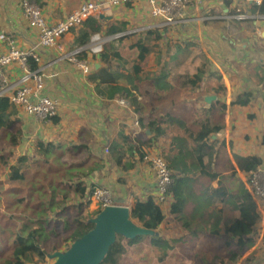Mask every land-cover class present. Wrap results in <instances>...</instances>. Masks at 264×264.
Returning a JSON list of instances; mask_svg holds the SVG:
<instances>
[{"label":"crops","instance_id":"crops-1","mask_svg":"<svg viewBox=\"0 0 264 264\" xmlns=\"http://www.w3.org/2000/svg\"><path fill=\"white\" fill-rule=\"evenodd\" d=\"M23 1L0 0V32L10 35L18 48L30 50L38 44L39 33L30 25L24 13ZM28 1L41 9L49 26H55L64 22L82 4L103 0ZM194 1L202 13L200 20L195 18L192 3L183 22L157 28L167 26V35L164 38L166 42L169 37L177 41H195L200 44L212 64L209 69L212 79L203 87V91H198L197 95H181L176 98L175 103H171L169 96L168 99L158 98L148 85L136 82L132 86H135L141 96L139 98L144 103V113L135 111L131 104L118 103L121 98L128 100L123 85L111 86L102 96L96 92L95 83L91 82L89 75L101 68L102 64L92 53L96 44L94 39L98 37L102 46L112 39L105 33L110 24L123 23L126 33H138L155 28L162 22L161 18H151L150 5L145 0L120 5L91 15L97 16L104 26L102 32L95 35L89 45L75 49L76 31L82 23L60 37L67 52H75L76 59H79L77 55L81 51L87 52L85 60L80 61L88 62V73L82 72L54 48L39 46V66L45 78V93L59 102V112L55 116L58 121L38 122L17 108L23 117L25 131L20 146L22 143L28 144V136L31 140L41 137L48 142L53 141L65 149L85 145L95 158L104 160L103 168L89 177L87 182L108 188L115 205L131 210L137 201L155 198L157 185L148 165L141 159L140 154L128 150L130 145L121 139L122 136H131L134 140L143 141L152 139L150 145L144 147L145 152H156L166 157L178 154V147L172 140L173 136H178L182 138L186 148L185 162L195 172L184 188L183 208L190 230L200 233L199 239L191 242L193 260L198 262L197 264H241L245 257L256 251L257 259L264 264L263 219L255 235L256 241L252 245H227L224 239L215 234L224 221H232L235 216L238 209L237 194L232 192L224 198L222 204L215 203L214 199L220 188L219 179H213L204 173L214 171L217 151L221 145L236 170L248 157L261 158V166L264 167V20L256 21L253 18L256 15L253 14L255 5L244 0ZM237 10L252 18L233 19L232 15ZM216 37L219 39L216 40ZM175 53V47H171L165 58L169 59ZM147 69L150 72L157 69L154 57L149 59ZM9 75L16 80L21 76V71L13 66ZM220 76L226 88L224 95H219L213 90L218 85ZM244 92L252 94V102L246 106L231 105V102ZM170 96L173 97L172 94ZM211 96L214 99L206 101V98ZM217 101L226 103L224 114H221L219 106L215 104ZM151 119L162 120L158 121L159 128H162L161 134L154 135L149 127ZM204 120H210L213 125L220 121L225 122V127L206 141L193 140L186 134L185 125L200 129V123ZM114 150L126 153L120 163L114 155ZM13 151L15 150L11 151L12 154ZM238 174L241 177V172L238 171ZM165 204L166 219L176 227L171 234H175L179 229L180 235H167L168 228L164 227V223L158 232H149L145 236L157 234L168 239L183 236L184 232L179 224L170 216V197H167ZM100 206L92 198L90 212L96 211ZM233 254L240 257L237 263L231 259ZM134 258L138 259L137 256ZM48 261L50 262L49 259Z\"/></svg>","mask_w":264,"mask_h":264},{"label":"trees","instance_id":"trees-1","mask_svg":"<svg viewBox=\"0 0 264 264\" xmlns=\"http://www.w3.org/2000/svg\"><path fill=\"white\" fill-rule=\"evenodd\" d=\"M253 12L264 15V0L261 5L253 8ZM103 26L97 16H91L82 22L78 30L74 28L77 30L75 49L89 45L93 37L102 32ZM166 29L167 26H164L126 33L123 23L108 25L105 33L112 39L103 44L102 50L94 55L102 67L89 75L91 82L95 83L96 92L102 96L111 86L123 85L129 103L135 111L144 113V103L135 86H132L136 82L148 85L158 98L168 99L169 96L171 103H175L176 98L181 95H197L198 91H203V87L212 79L209 73L212 64L205 52L195 41H177L168 37L166 42ZM171 47H175L176 53L166 59L165 55ZM86 54V51H81L77 56L79 60H85ZM151 57L156 61L157 69L154 72L147 69ZM29 65L33 70L39 68V64L33 59L29 60ZM213 90L219 95L226 94L222 76ZM165 95L167 96L164 97ZM252 100V94L244 92L231 105L246 106ZM215 104L219 106L221 114L226 112V103L217 101ZM22 119L20 111L9 98L0 96V138L9 147L15 148L22 142L25 132ZM52 121L57 122V117L52 118ZM158 121L162 120L151 119L149 123L154 135L162 133ZM185 126L190 138L206 141L224 129L225 122L213 125L210 120H204L200 123V129ZM121 139L129 143L130 152L135 151L144 160V147L149 146L152 139L134 140L131 136H122ZM172 140L179 151L177 155L165 157L172 175L167 194L171 198L169 213L184 232L183 236L168 239L157 234L138 235L132 239L117 234L115 242L99 264H139L138 260L140 264L193 263L191 242L198 240L200 233L190 230L183 208L184 188L195 172L185 162L187 153L182 138L173 136ZM32 143L35 159L26 155L19 156L18 164H10L6 182L0 183V264H46L50 256L57 254L62 248L69 249L74 242L92 230L95 227L93 216H98L105 209L101 205L96 211H89L94 192L100 187L87 182L89 177L103 168V159L95 158L83 144L77 148L65 149L41 137L33 138ZM262 144L264 145V137ZM8 154L11 155L5 157L0 154V160L7 162L12 152ZM114 155L120 163L126 153L114 150ZM260 165L261 158L248 157L236 170L221 145L217 151L214 171H204L211 178L219 179L220 188L214 199L215 203L222 204L224 198L232 192L237 194L238 209L235 216L232 221H224L215 231L227 245L245 247L256 241L255 235L260 228L262 216L238 171L248 175ZM130 218L140 227L149 230L150 234L158 232L166 221L163 205L153 197L137 201L131 208ZM144 238L150 239V242L145 241L144 246L139 248L138 243ZM188 238L192 240H187ZM184 250L189 255L187 260H183ZM128 258L134 259L127 263ZM239 258L238 254H233L231 259L237 263ZM241 264L261 263L254 251Z\"/></svg>","mask_w":264,"mask_h":264},{"label":"built area","instance_id":"built-area-1","mask_svg":"<svg viewBox=\"0 0 264 264\" xmlns=\"http://www.w3.org/2000/svg\"><path fill=\"white\" fill-rule=\"evenodd\" d=\"M139 0H103L98 2L88 1L82 4L77 10L72 12L62 23L55 26H49L42 14L41 9L34 3L24 0L23 8L30 25L39 33V42L30 50L18 48L12 37L0 32V96H7L10 102L21 110L22 113L31 116L38 122H51L59 112V102L45 93V78L42 68L33 70L29 65V60L33 59L38 64L41 63L39 46L54 48L70 62L75 64L82 72H89L87 61L76 59L75 52H67L66 47L60 42V37L71 28L81 24L92 14L103 13L111 8L120 5L136 3ZM150 5L149 14L151 18H161L155 28L162 25H176L185 20L190 0H145ZM254 4L261 5L263 0H244ZM196 4V2H195ZM233 19L252 18L237 10L232 15ZM256 21L264 20V15H254ZM153 26V24H152ZM151 26V27H152ZM95 46L92 53L98 54L102 50V41L99 43L98 37L95 39ZM204 49V48H203ZM17 67L21 71V76L14 80L9 75L12 67ZM121 105H129L125 98L118 100ZM144 162L149 164L155 177L157 191L155 201L164 205L167 201L168 190L172 182L171 170L167 160L160 153L151 154L146 152ZM241 178L248 188L252 198L256 202L264 222V167L257 166L256 169L249 172L248 175L241 173ZM93 199L104 208L114 206L112 193L108 188H97ZM264 231V225L262 226Z\"/></svg>","mask_w":264,"mask_h":264},{"label":"water","instance_id":"water-1","mask_svg":"<svg viewBox=\"0 0 264 264\" xmlns=\"http://www.w3.org/2000/svg\"><path fill=\"white\" fill-rule=\"evenodd\" d=\"M214 97L206 98L211 101ZM130 209L114 205L106 207L95 221V227L64 252H58L53 264H99L115 242L117 234L129 238L146 235L149 230L138 226L130 218Z\"/></svg>","mask_w":264,"mask_h":264},{"label":"rangeland","instance_id":"rangeland-1","mask_svg":"<svg viewBox=\"0 0 264 264\" xmlns=\"http://www.w3.org/2000/svg\"><path fill=\"white\" fill-rule=\"evenodd\" d=\"M193 3V5H194V8H195V14H196V19L197 20H200L201 19V17H202V13H201V10H200V7L198 6V7H196V5H195V1L194 0H190V4H189V6H188V8L190 7V5ZM187 11H188V9H187ZM194 14V15H195ZM186 15V14H185ZM217 35V34H216ZM198 38H199V36H198ZM200 39V38H199ZM219 38L218 37H216V40H218ZM218 44V43H217ZM0 137H2V135H1V132H0ZM28 139H29V141H28ZM31 140V138H30V136H28V138H27V141H28V144L26 145L25 143H22V145H23V147H21L20 146V143H19V145L17 146V147H15V148H13V147H9L8 145H6L5 143H3L2 141H1V138H0V144H4V145H0V154H3L5 157L7 156V155H11V154H8V153H10L12 150H15V151H13V154H12V157L10 158H7V162H3V159H1L0 160V183H4V182H6L5 180L7 179V177H8V173H9V166H10V164L12 163V162H15V160H17L14 164H18V157L19 156H21L22 155V153H23V155H26V156H28L30 159H32V160H34L35 159V157H36V155L34 156V152H33V150H32V140ZM154 153H156V152H152L151 154H154ZM28 154V155H27ZM163 156H164V158L166 157L164 154H163ZM166 159V158H165ZM167 160V159H166ZM146 163V162H145ZM147 164V163H146ZM148 165V167L150 168V166H149V164H147ZM150 171H151V169H150ZM152 172V171H151ZM166 206H167V204H165ZM166 206H164L163 205V208H164V210L166 211L167 209H165L166 208ZM89 211H90V209H89ZM94 212V211H93ZM93 218L94 219H96L97 218V215H94L93 216ZM165 223V226L164 227H166V228H168V230L166 231V233H167V235H174V236H179L180 235V233H179V229H177V231H176V233L175 234H171V232L172 231H174V230H176V227H173L172 225H171V222H170V220L169 219H166V221L164 222ZM163 223V224H164ZM162 224V225H163ZM263 225H264V222L262 223ZM170 228V229H169ZM149 237V236H148ZM147 238V237H146ZM146 238H144V240L143 241H141V242H139L138 243V247L140 248V247H143L144 246V242L145 241H148V242H150L149 240L150 239H146ZM146 239V240H145ZM146 248H149V247H146ZM145 248V249H146ZM67 250V249H66ZM64 248H62L61 250H60V252H64V251H66ZM184 252H185V254H184V256H185V258L183 259V260H187V258L189 257V255H187L186 253V251L184 250ZM156 256V255H155ZM154 256V257H155ZM56 258H57V256H56V254H54L52 257L50 256V258H49V260H50V262L48 261L47 262V264H53V262L54 261H56ZM182 260V261H183ZM130 261H132L131 260V258H128L127 259V262H130ZM138 263L140 264V260H138ZM198 262H196L195 260H193V263L192 264H197ZM155 264H162V263H155ZM201 264V263H200ZM202 264H204V263H202ZM218 264V263H217ZM219 264H223V263H219Z\"/></svg>","mask_w":264,"mask_h":264}]
</instances>
